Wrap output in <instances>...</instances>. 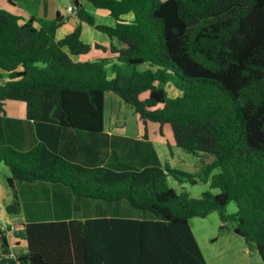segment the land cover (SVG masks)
I'll list each match as a JSON object with an SVG mask.
<instances>
[{"label":"trees","instance_id":"obj_1","mask_svg":"<svg viewBox=\"0 0 264 264\" xmlns=\"http://www.w3.org/2000/svg\"><path fill=\"white\" fill-rule=\"evenodd\" d=\"M82 2L105 10L114 23L98 21ZM70 3L77 24L58 39L56 30L66 20L59 11L52 19L22 20L0 8V106L4 100L22 101L36 123L102 133L104 92L110 90L144 124H168L170 149L206 160L193 175L161 164L151 142L140 140L150 147L149 164L136 168L115 160L83 166L48 155L43 144L20 150L0 139V162L9 169L6 185L13 197L8 213L21 208L15 182H42L67 187L77 200H126L153 215L23 223L12 231L26 244L16 259L9 257L0 229V264H207L188 220L213 211L223 223L235 222L233 232L264 264V0ZM127 14L132 18H123ZM83 24L106 34L108 46L84 42ZM92 47L109 50L115 61L72 59ZM145 63L154 68L137 69ZM171 85L175 96L167 93ZM168 176L207 182L218 192L192 198L169 186ZM230 201L237 210L226 214Z\"/></svg>","mask_w":264,"mask_h":264},{"label":"rangeland","instance_id":"obj_2","mask_svg":"<svg viewBox=\"0 0 264 264\" xmlns=\"http://www.w3.org/2000/svg\"><path fill=\"white\" fill-rule=\"evenodd\" d=\"M60 2L62 3L61 0ZM63 3L65 7L71 5L70 0H63ZM86 3L88 11H91L90 13L92 14H96V9L91 7L88 2ZM98 11L100 14L95 15L98 21L110 25L114 23L113 18L108 14V12H106L107 14L103 18L101 17L104 16V14H102L103 10H97V12ZM83 28L84 31L81 38L84 42L88 43L91 40L97 42H103L106 40L108 42L109 38L106 34L94 30L88 25H84ZM65 29L66 27H63L60 31ZM89 54L72 55L71 57L75 61H85L89 60ZM146 68L153 69L154 67L147 63L137 65V69L143 70ZM167 93L170 96H175L177 94L173 85H171V88L169 86ZM124 106L123 110L119 111V117L117 120L123 121L122 124H124V131L126 135L132 137L139 135L140 137L142 136L143 128L146 125V131H148V134L154 144V147L153 144L152 147L155 150L161 164L167 162L170 167L191 173L193 175H196L199 172L203 162L206 160L204 155H194L176 146L170 149L166 141H162L164 138L161 137V135H155L152 129L158 124L157 122L146 121V124H142L141 119L138 117L134 109L127 105ZM162 125V127H164L165 124ZM166 133L168 134V132ZM112 151L113 156H118L125 164L133 163L136 168H140V152H143L144 154L148 153L152 156L151 150L148 147H144L142 144L128 146L126 143L121 141L112 145ZM9 175L10 172L7 166L3 162H0L1 186H5L6 178ZM167 183L169 186L174 187L177 191L188 192L189 196L192 198H200L202 193L206 190H209L212 193L218 192L217 188H210L209 183L207 182L204 183L197 181L194 184L189 182L181 183L172 176H168ZM33 185H35V182L29 184L24 183V185H20V182H15V192L21 205V212L19 215L23 220H26V218L32 220L64 219L67 218V216H74L76 218L86 216V214L103 215L109 213L131 217H140L145 215V217L151 218L153 216L149 212H141L131 208L126 200H120L118 202H105L102 200L86 198L81 201L73 197L70 192L68 194L67 191H69V189L63 185L56 184L57 186L62 187L66 193H58L56 196L51 195V189H48L51 191V193L48 194L37 192L38 189L36 191L35 186ZM32 193L35 194L32 195ZM33 198H36L38 202L32 201ZM93 203L97 204L94 205ZM236 210L237 205L235 201H230L224 208V212L226 214H233ZM1 221L2 220L0 218V222ZM19 222L20 221L16 220L13 223H8L9 232L20 228L21 225H19ZM188 223L207 264H263L257 250L249 247L242 236L233 232L235 222L233 220H228L223 223L220 220L219 213L217 211H213L205 217H191L189 218ZM222 224H225L226 226L221 229L220 225ZM8 237L11 241V234H9ZM19 242L23 245L25 244L24 241ZM13 246L17 251L22 250V248L19 249V247L15 244H13Z\"/></svg>","mask_w":264,"mask_h":264},{"label":"crops","instance_id":"obj_3","mask_svg":"<svg viewBox=\"0 0 264 264\" xmlns=\"http://www.w3.org/2000/svg\"><path fill=\"white\" fill-rule=\"evenodd\" d=\"M63 3V0H61ZM60 0H0V8L7 10L11 13L19 15L22 17V20L26 19L29 15H34L36 17H46L47 19H52L56 13L59 11L63 16L66 17L65 23L56 30V38H61L65 34L71 32L77 24V19L74 17V14L71 9V5L64 6ZM84 7L87 8L85 2H82ZM91 6V5H90ZM92 7V6H91ZM45 9V16H44ZM96 9V8H94ZM91 10V9H90ZM96 9V14L99 15L100 12ZM63 11V12H62ZM91 12V11H90ZM93 12V11H92ZM34 13V14H33ZM94 14V15H96ZM102 14L105 17L107 14L105 10L102 11ZM128 15V16H127ZM123 16L126 20L132 18L131 15L127 14ZM127 16V17H126ZM96 17V16H95ZM100 17V18H101ZM97 19V18H96ZM23 22V21H21ZM84 25L82 26L81 35L84 31ZM66 27L65 30L60 31L61 28ZM115 43V40H111ZM91 45L95 43L101 44L103 46H108V42L104 40L103 42H97L91 40ZM90 53V54H89ZM89 60H95L98 58H109L110 61H115L109 50L102 51L101 49L91 48L89 52ZM111 62L108 63L111 64ZM123 100L114 92L107 90L104 92V109H103V132L102 133H87V132H77L68 128L59 127L55 124L47 123H36L27 118L26 115V106L22 101H12L4 100L1 102L0 106V139L3 142L13 145L14 147L20 150H27L32 148L37 144H43L47 149V154L58 155L65 160L79 163L83 166H90L92 162L94 166L107 165L111 161L120 160L118 156H113L112 154V145L118 141L126 143L128 146L142 144L144 147H148L147 143H140V140L150 141L153 144L148 131H146L147 126L143 128L142 136L132 137L125 134V127L122 120H117L119 117V111L124 108ZM138 115V114H137ZM139 117V116H138ZM142 122V121H141ZM142 124H144L142 122ZM146 124V123H145ZM163 126V125H162ZM159 124L155 125L152 129L155 135H161L164 138L162 141H168L169 137V126L167 124L164 127ZM141 129V127H140ZM142 130V129H141ZM168 132V134L166 133ZM152 137V135H151ZM143 138V139H142ZM154 147V144H153ZM150 149V147H149ZM156 153V152H155ZM140 155V167L151 163V159L148 153L144 154L143 152L139 153ZM123 162V161H122ZM142 163V164H141ZM128 165H134L130 163ZM38 184V185H37ZM52 183H38L35 182V189L37 192H43L45 194L51 193V195L56 196L58 193H66V191L56 184L46 185ZM24 185V183H20ZM69 194V191H67ZM35 193H32L34 195ZM13 197L10 192L7 191V185H0V229L3 226L8 227V223H13L14 221H20L19 225L22 226L23 223L40 221L27 219L23 220L20 217V212L18 213H8L6 211V205L12 201ZM32 201L38 202L36 198H33ZM41 202V200H40ZM94 205L97 203H93ZM21 206V205H20ZM88 214H86L87 216ZM94 215V214H89ZM115 215V214H114ZM18 216V217H17ZM118 216V215H116ZM77 217V218H83ZM75 218L74 216H67V218ZM44 220H61V219H44ZM41 220V221H44ZM20 226V227H21ZM11 234V241L8 235ZM9 243V249L18 254L23 252L26 249V244H21L18 240L12 236V232L6 233ZM25 243V241H24ZM13 244L17 245L21 251H17ZM1 249V247H0Z\"/></svg>","mask_w":264,"mask_h":264},{"label":"built area","instance_id":"obj_4","mask_svg":"<svg viewBox=\"0 0 264 264\" xmlns=\"http://www.w3.org/2000/svg\"><path fill=\"white\" fill-rule=\"evenodd\" d=\"M69 10H70V9H69ZM6 229H7L6 226L1 227V230H3V231H6ZM9 257H12V258L16 259V254L13 253V252H11V253L9 254Z\"/></svg>","mask_w":264,"mask_h":264},{"label":"clouds","instance_id":"obj_5","mask_svg":"<svg viewBox=\"0 0 264 264\" xmlns=\"http://www.w3.org/2000/svg\"><path fill=\"white\" fill-rule=\"evenodd\" d=\"M70 10H71V9H70ZM70 10H69V11H70ZM2 231H3V230H2ZM7 232H8V229H6L5 233H7ZM11 252H12V251H11ZM13 253H14V252H13ZM15 254H16V253H15Z\"/></svg>","mask_w":264,"mask_h":264}]
</instances>
